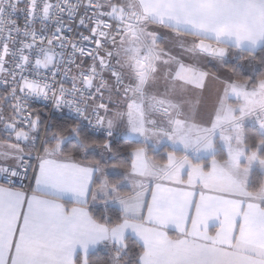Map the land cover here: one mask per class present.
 Here are the masks:
<instances>
[{"label":"snow or ice","instance_id":"6c2138e0","mask_svg":"<svg viewBox=\"0 0 264 264\" xmlns=\"http://www.w3.org/2000/svg\"><path fill=\"white\" fill-rule=\"evenodd\" d=\"M257 63L264 0H0V264H264ZM100 128L137 138L130 168L77 161Z\"/></svg>","mask_w":264,"mask_h":264},{"label":"trees","instance_id":"16d2710c","mask_svg":"<svg viewBox=\"0 0 264 264\" xmlns=\"http://www.w3.org/2000/svg\"><path fill=\"white\" fill-rule=\"evenodd\" d=\"M240 78L242 79H248L251 76L245 75L242 73L241 69H238ZM260 73H264V67L260 66L257 63V70L255 71V75L257 77ZM35 112H38L39 115L42 117L44 114V110L42 108H35ZM73 123V120L71 119H51L50 125L48 131V135H51L52 132L57 130L58 126H64V127H70ZM91 140L93 142V149L89 151L87 154L81 153L79 156H77V161H83V162H94L101 160V154L106 155V159L102 161V163H106L108 165L111 164H119L123 167L130 168L131 167V152L134 148H136L138 145L136 140H131L128 138H117V139H108L103 136H95L91 135ZM108 142L111 143L112 150L106 151L104 149V144ZM68 151H72V145L68 146ZM182 154V153H181ZM149 156L154 157L155 159H161L163 156L162 151L158 152H149ZM210 157L207 158V161L209 162ZM203 162V161H202ZM108 251L103 250H96L94 252V255L92 256L93 261L98 262V264H103L105 260L108 258Z\"/></svg>","mask_w":264,"mask_h":264},{"label":"crops","instance_id":"0c3cea01","mask_svg":"<svg viewBox=\"0 0 264 264\" xmlns=\"http://www.w3.org/2000/svg\"><path fill=\"white\" fill-rule=\"evenodd\" d=\"M207 70H209L210 72L216 73V74L220 75L221 77H223V75L227 71V69H219L218 70L217 67L213 66L212 64L207 65ZM256 70H257V64H256ZM241 71L243 74L249 75V76H252L254 74L253 72L249 71L247 68L241 69ZM217 87H218V84L210 81L208 84L207 90H204L201 93H199L200 98L202 100V103L199 105V115L196 117L198 122L199 121H206L208 119L209 114L212 112V107H213V104L215 101V90ZM205 126H207V125H205ZM115 133H118L120 135V137L128 138V139L137 141V138L134 136L125 135V134L121 133L120 131H117ZM102 156H103V160H105L106 155L102 153L101 157ZM207 158H209V157H207ZM132 159L133 158L131 155V163H132ZM210 160H211V158H210ZM210 160H209V163H210ZM80 162H82L84 164H91V162H83V161H80ZM185 179H186V177H185ZM96 250L107 251V249H105L103 246L98 247Z\"/></svg>","mask_w":264,"mask_h":264},{"label":"built area","instance_id":"2783aa9c","mask_svg":"<svg viewBox=\"0 0 264 264\" xmlns=\"http://www.w3.org/2000/svg\"><path fill=\"white\" fill-rule=\"evenodd\" d=\"M18 19L19 22H23V16L18 14ZM35 108H42L44 110V114L42 116V119L45 121V123L47 125H50V121L51 119H63L66 118L68 119V117L71 115L74 117V114H70L68 109L66 107L62 108V110H56L52 107V103L51 101H45L42 99H36L33 100L31 102V110H33L35 112ZM72 120V119H71ZM85 124H87V122H84ZM91 135H95V136H103L106 138V132L104 131L103 128H100L98 130H95L91 133ZM45 136V131L44 128L42 127L40 130V137L41 139H43V137ZM119 134L118 133H114L113 137L109 138V139H117L119 138ZM26 184L28 183L27 181L25 182Z\"/></svg>","mask_w":264,"mask_h":264},{"label":"rangeland","instance_id":"374dc122","mask_svg":"<svg viewBox=\"0 0 264 264\" xmlns=\"http://www.w3.org/2000/svg\"><path fill=\"white\" fill-rule=\"evenodd\" d=\"M122 133V132H121Z\"/></svg>","mask_w":264,"mask_h":264}]
</instances>
